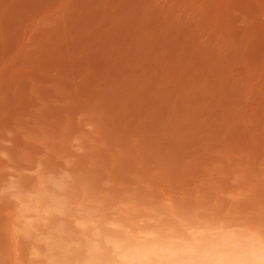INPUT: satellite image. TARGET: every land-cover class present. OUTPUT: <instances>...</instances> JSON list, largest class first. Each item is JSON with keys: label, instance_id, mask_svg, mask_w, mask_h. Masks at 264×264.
<instances>
[{"label": "rangeland", "instance_id": "1", "mask_svg": "<svg viewBox=\"0 0 264 264\" xmlns=\"http://www.w3.org/2000/svg\"><path fill=\"white\" fill-rule=\"evenodd\" d=\"M95 230L264 241V0H0V264Z\"/></svg>", "mask_w": 264, "mask_h": 264}, {"label": "bare ground", "instance_id": "2", "mask_svg": "<svg viewBox=\"0 0 264 264\" xmlns=\"http://www.w3.org/2000/svg\"><path fill=\"white\" fill-rule=\"evenodd\" d=\"M38 203L40 201L33 204V207L37 210L40 209ZM47 204L52 209L62 210V207L59 206L60 203L54 199L47 202ZM100 232L96 231L97 235L99 234L100 236ZM93 233H95L94 229ZM202 233L201 231V234H197L198 236H195L192 241L189 240L191 241L189 243L188 241H179L180 244L172 242L173 244L167 245L162 244L161 241L152 239L151 234L153 232H150L148 235L151 237L147 238L155 242L151 241L150 243L141 241V237L137 242H133L132 239L126 241L120 236H113V234H111L113 237L109 238L110 235L106 233L102 235L103 237L105 236L104 241H101L111 244L113 251H115V256L118 257L116 260L101 252V247L105 245L100 246L101 242L98 245L92 241H88L89 244L86 242L85 245H87L83 249L84 252L82 249H77L82 251L78 253L75 249L72 253V249H70L71 256L68 253L69 248H66L62 243L56 244L54 249L61 250L62 253L64 252L63 257L68 254V256L66 255L68 260L65 261L66 258H64V261L60 264H264V241L259 237H254V235L242 236L241 234L239 236L236 233L221 232V234H218L219 236L213 234L215 237L217 235V237H214V240L208 243ZM102 236H100L101 239H103ZM159 237L161 238V236ZM207 237L209 238L210 236ZM166 238L170 239L174 238V236ZM105 239H108L107 242H105ZM142 239L149 240L145 237ZM155 239H158V237H155ZM176 239L179 238L177 237ZM176 239L174 240L176 241ZM164 240L166 239L164 238ZM181 242L184 244H181ZM70 260L72 262H69ZM48 264H58V262L50 260Z\"/></svg>", "mask_w": 264, "mask_h": 264}]
</instances>
